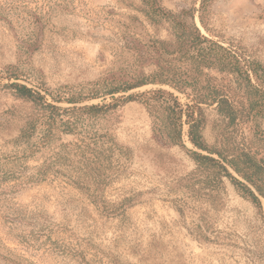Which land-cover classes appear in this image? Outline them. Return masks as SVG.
Listing matches in <instances>:
<instances>
[{
  "label": "trees",
  "instance_id": "trees-1",
  "mask_svg": "<svg viewBox=\"0 0 264 264\" xmlns=\"http://www.w3.org/2000/svg\"><path fill=\"white\" fill-rule=\"evenodd\" d=\"M120 1L134 7L148 24L167 25L172 39L134 33L132 27L144 22L130 16L112 66L89 88L78 90L51 87L30 61L42 49L48 29L59 35L82 34L67 26L57 28L53 21L57 15L77 13L87 0H0V19L16 21L22 28L17 63L0 72V90L30 105L24 113L12 110L11 117L0 122L1 132L11 129V121L20 123L17 135L0 149V195L53 181L79 190L106 217L124 215L132 199L113 203L105 193L132 157L131 150L117 140L113 125L120 120V110L137 101L152 119L153 134L164 144L180 147L195 163L182 186L189 201L176 210L195 238L213 241L216 232L210 212L225 205L228 185L263 210L264 154L255 147L253 136L258 131L257 117L264 111V67L202 32L196 18L210 33L215 0H186L189 6L179 11L165 7L161 0H141L140 6ZM5 79L8 83H2ZM150 85L160 87L131 93ZM98 99L103 101L92 103ZM208 107H215L227 135L214 144L204 134ZM247 128L252 137L245 134ZM36 160L40 164L27 173L29 161ZM48 219L44 212L1 217L24 247L51 244L61 254L89 264L78 243L66 240ZM45 229L51 232L47 235ZM53 235L59 240L53 241ZM0 264L35 263L0 237Z\"/></svg>",
  "mask_w": 264,
  "mask_h": 264
},
{
  "label": "rangeland",
  "instance_id": "rangeland-1",
  "mask_svg": "<svg viewBox=\"0 0 264 264\" xmlns=\"http://www.w3.org/2000/svg\"><path fill=\"white\" fill-rule=\"evenodd\" d=\"M126 2L134 6L141 4V0ZM161 2L175 11L189 6L186 0ZM132 15L144 22L132 27L134 33L172 39L167 25L148 24L134 7L120 0H87V6L77 13L57 15L53 21L57 28L67 26L82 34L73 36L71 31H65L59 35L48 29L42 49L31 56L30 62L44 74L51 87L85 90L112 66L122 45L121 31ZM196 22L205 35L244 60L264 67V0H215L209 16L210 33L201 26L198 17ZM21 29L16 21L0 19V72L17 63ZM212 74L216 76L215 72ZM157 87L160 86L150 85L131 93ZM175 93L183 103L187 102L182 94ZM29 106L9 91L0 90V122L10 118L12 110L24 113ZM206 115L204 134L214 144L221 135L227 136L224 124L215 107L206 108ZM257 122L254 145L264 154V111ZM19 127L20 123L11 121L9 131H0V149L17 135ZM113 128L117 140L131 150L132 157L105 194L113 203L132 199L124 215L114 218L102 215L72 186L53 181L28 185L19 192L0 195V204L4 203L0 205V237L11 248L35 264H80L51 244L24 247L18 243L11 225L1 220L8 213L44 212L64 232L66 240L78 243L89 264H264V200L261 211L228 185L225 205L210 212L216 232L213 241H200L189 232L176 210L185 208L183 202L189 201L182 186L196 167L192 159L180 147L164 144L153 134L152 119L137 101L127 103L120 110V120ZM245 134L253 135L249 128ZM185 141L192 148L186 135ZM39 164V160L29 161L27 166L31 169L27 173ZM44 231L47 235L51 232ZM52 238L59 240L55 235Z\"/></svg>",
  "mask_w": 264,
  "mask_h": 264
}]
</instances>
